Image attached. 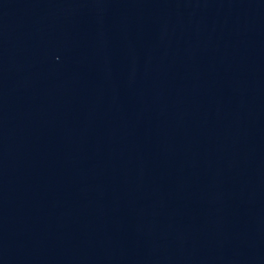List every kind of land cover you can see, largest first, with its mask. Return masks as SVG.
I'll use <instances>...</instances> for the list:
<instances>
[{"label": "water", "instance_id": "95a60500", "mask_svg": "<svg viewBox=\"0 0 264 264\" xmlns=\"http://www.w3.org/2000/svg\"><path fill=\"white\" fill-rule=\"evenodd\" d=\"M0 264H264V0H0Z\"/></svg>", "mask_w": 264, "mask_h": 264}]
</instances>
